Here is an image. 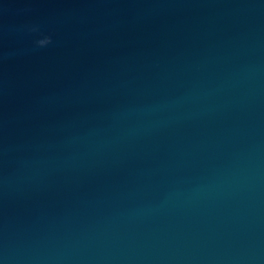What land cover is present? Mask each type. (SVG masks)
I'll return each mask as SVG.
<instances>
[{
    "label": "water",
    "instance_id": "water-1",
    "mask_svg": "<svg viewBox=\"0 0 264 264\" xmlns=\"http://www.w3.org/2000/svg\"><path fill=\"white\" fill-rule=\"evenodd\" d=\"M0 264H264V0H0Z\"/></svg>",
    "mask_w": 264,
    "mask_h": 264
},
{
    "label": "clouds",
    "instance_id": "clouds-1",
    "mask_svg": "<svg viewBox=\"0 0 264 264\" xmlns=\"http://www.w3.org/2000/svg\"><path fill=\"white\" fill-rule=\"evenodd\" d=\"M50 42H51V38H50V37L38 41V43H39L40 45H45V44H48V43H50Z\"/></svg>",
    "mask_w": 264,
    "mask_h": 264
}]
</instances>
